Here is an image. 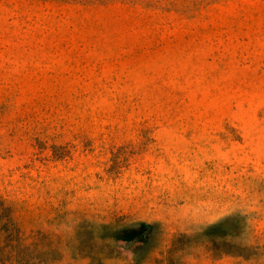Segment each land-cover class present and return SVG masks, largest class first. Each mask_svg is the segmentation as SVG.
Segmentation results:
<instances>
[{
  "label": "rangeland",
  "instance_id": "rangeland-1",
  "mask_svg": "<svg viewBox=\"0 0 264 264\" xmlns=\"http://www.w3.org/2000/svg\"><path fill=\"white\" fill-rule=\"evenodd\" d=\"M0 202V264H264V0H0Z\"/></svg>",
  "mask_w": 264,
  "mask_h": 264
},
{
  "label": "trees",
  "instance_id": "trees-1",
  "mask_svg": "<svg viewBox=\"0 0 264 264\" xmlns=\"http://www.w3.org/2000/svg\"><path fill=\"white\" fill-rule=\"evenodd\" d=\"M9 208L3 207V202H0V222H4L0 225V237L6 235V238H15L16 233L18 232L15 227L12 219L9 217L10 214Z\"/></svg>",
  "mask_w": 264,
  "mask_h": 264
}]
</instances>
